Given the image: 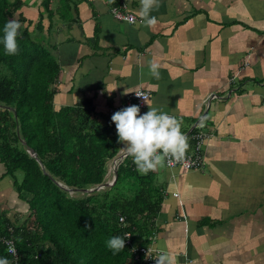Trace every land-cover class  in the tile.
Segmentation results:
<instances>
[{
	"label": "crops",
	"instance_id": "obj_1",
	"mask_svg": "<svg viewBox=\"0 0 264 264\" xmlns=\"http://www.w3.org/2000/svg\"><path fill=\"white\" fill-rule=\"evenodd\" d=\"M73 1L75 21L48 36L45 20L61 68L58 106L90 99L118 109L145 90L141 115L150 106L182 121L187 153L197 127L209 134L201 171H155L165 199L146 247L155 257L171 252L177 264H264V0H159L154 28L139 15L140 0ZM39 5L30 1V19ZM115 6L138 22L117 20ZM154 58L159 79L149 72ZM27 210L0 163V216L15 221Z\"/></svg>",
	"mask_w": 264,
	"mask_h": 264
},
{
	"label": "trees",
	"instance_id": "obj_2",
	"mask_svg": "<svg viewBox=\"0 0 264 264\" xmlns=\"http://www.w3.org/2000/svg\"><path fill=\"white\" fill-rule=\"evenodd\" d=\"M30 1L0 0V39L7 21L22 25L18 54L6 55L0 43V163L28 204L22 219L0 216V236L18 251L14 258L0 240V257L13 264H145L131 246L113 254L106 241L128 233L133 246H148L165 189L128 154L113 168L125 145L109 110L90 99L56 104L61 68L44 38L45 20L50 36L58 22L76 20L78 3L40 0L34 20L22 11Z\"/></svg>",
	"mask_w": 264,
	"mask_h": 264
},
{
	"label": "clouds",
	"instance_id": "obj_3",
	"mask_svg": "<svg viewBox=\"0 0 264 264\" xmlns=\"http://www.w3.org/2000/svg\"><path fill=\"white\" fill-rule=\"evenodd\" d=\"M140 5L139 15L143 18L145 26L154 28L158 20L151 13L159 7V0H140ZM21 28L22 25L17 20H9L4 24L0 43L3 44L6 55L18 54ZM160 67L155 58L149 61V72L157 79L160 77ZM129 93L126 91L125 95ZM135 94L146 101L142 94ZM149 108L147 113L141 115L140 107L131 105L117 111L111 118L116 126L119 141L126 146L123 150L132 157L137 171L144 175L157 171L158 168L164 167L165 163L170 165L173 160H183L190 147L188 138L182 132V121L156 107ZM130 237L127 233L123 237L113 236L106 241V246L116 254L125 249V241ZM6 243L8 251L14 253L12 242ZM155 262L177 264L175 256L163 248L157 252ZM0 264H13V261L7 256H2ZM192 264H195V261Z\"/></svg>",
	"mask_w": 264,
	"mask_h": 264
},
{
	"label": "built area",
	"instance_id": "obj_4",
	"mask_svg": "<svg viewBox=\"0 0 264 264\" xmlns=\"http://www.w3.org/2000/svg\"><path fill=\"white\" fill-rule=\"evenodd\" d=\"M111 12H112L113 16L119 21H123V22L129 23V24H136L138 22L137 16L133 12L129 11L125 6H115L112 8ZM135 93L142 94L145 97L146 101L150 97V93L148 91L137 90L128 97L126 104L122 108H118V109L111 108V109H109L110 114L113 115L117 111H120L123 108H126V107L131 106V105H137L140 107V109L144 108L146 101L144 100L143 97H137ZM214 97H215L214 95L211 96V98H214ZM208 138H209V134L202 127L201 128L197 127L193 133L194 146H193L192 153H186L185 158L181 161L173 160V162L170 165L165 163V166L168 169L180 168V169H184L187 171H201L205 165L204 156H203L204 143ZM126 156H127V153L122 151L120 158L114 161L113 168H115L117 166V164L121 158H125ZM120 221H123V218H121ZM0 240H2V242L5 243V245L7 246V249H8V245H7L6 241L12 242V244L15 248V252L14 253L9 252V251L8 252L14 258H17L18 251H17L15 241L13 239H7V238H3L1 236H0ZM125 244L131 246L132 252L134 254L144 255L145 264H156L155 256L149 247L133 246L131 243V237H130V239L126 240ZM148 250H149V252H148Z\"/></svg>",
	"mask_w": 264,
	"mask_h": 264
},
{
	"label": "rangeland",
	"instance_id": "obj_5",
	"mask_svg": "<svg viewBox=\"0 0 264 264\" xmlns=\"http://www.w3.org/2000/svg\"><path fill=\"white\" fill-rule=\"evenodd\" d=\"M22 11H23V13L25 14V16H27L28 18H29V17H35L36 14H37L36 9H28L27 7H24V8L22 9ZM23 177H24V173H23V172H19V173H17V178H16V180H17L18 182H22Z\"/></svg>",
	"mask_w": 264,
	"mask_h": 264
},
{
	"label": "water",
	"instance_id": "obj_6",
	"mask_svg": "<svg viewBox=\"0 0 264 264\" xmlns=\"http://www.w3.org/2000/svg\"><path fill=\"white\" fill-rule=\"evenodd\" d=\"M26 148H27V151H28V153H29L30 156H33V157L36 156V152H35L34 149H32L31 147H29L27 145H26Z\"/></svg>",
	"mask_w": 264,
	"mask_h": 264
}]
</instances>
